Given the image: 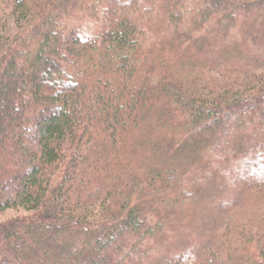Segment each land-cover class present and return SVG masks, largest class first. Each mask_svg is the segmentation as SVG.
I'll list each match as a JSON object with an SVG mask.
<instances>
[{
	"label": "trees",
	"instance_id": "1",
	"mask_svg": "<svg viewBox=\"0 0 264 264\" xmlns=\"http://www.w3.org/2000/svg\"><path fill=\"white\" fill-rule=\"evenodd\" d=\"M7 209L0 264H264V0H0Z\"/></svg>",
	"mask_w": 264,
	"mask_h": 264
},
{
	"label": "rangeland",
	"instance_id": "2",
	"mask_svg": "<svg viewBox=\"0 0 264 264\" xmlns=\"http://www.w3.org/2000/svg\"><path fill=\"white\" fill-rule=\"evenodd\" d=\"M226 56L228 57L227 54H226ZM200 72H201V69H200ZM209 74H215V73L210 71ZM203 197H205V195H203ZM166 209L168 212H165V211L161 212L159 210H157L155 212V213H157V215L159 217H163V216L165 217V215L167 213H169V216L167 218H164L166 220L167 225H168L169 232L167 233V235L165 237H163L159 241L158 244L153 246V248H154V250L152 251L153 255L155 254V252L161 251L163 249H165V251L167 249L166 252L172 250L174 248L175 242L176 243L182 242L183 246H187V248L190 247V245H189L190 242H188V243L186 242L189 240H186V241L184 240V239H186V238H184V236H186V235H184V236H182V235H183L185 228H188L190 230L194 229L195 225L194 224H193V226L191 225L190 216L192 214H194L195 211L194 210H192V211L184 210L182 212L175 213L176 211H174L170 208H166ZM20 213L24 214V212L20 211V210L7 209V210L3 211L2 213H0V221H3L8 217L15 216V215L20 214ZM240 214H246L244 216H246L248 219H251L249 216H247L248 213L244 209L241 211ZM248 219H245V220H248ZM201 221H202L201 222L202 224H206V225L205 226L196 225V227H195V228L200 229V234L204 233L206 231V229H208V224H207L208 220L204 217L201 219ZM251 222H253L251 224H255V221L251 220ZM186 232H188V231H186ZM163 239H165V240H163ZM186 243H187V245H186Z\"/></svg>",
	"mask_w": 264,
	"mask_h": 264
}]
</instances>
